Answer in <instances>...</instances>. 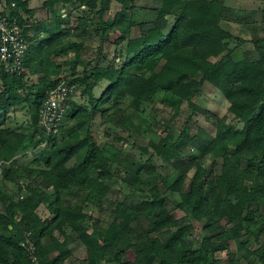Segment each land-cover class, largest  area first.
<instances>
[{"label":"trees","instance_id":"trees-1","mask_svg":"<svg viewBox=\"0 0 264 264\" xmlns=\"http://www.w3.org/2000/svg\"><path fill=\"white\" fill-rule=\"evenodd\" d=\"M254 1L262 6L45 0L49 25L33 19L29 0H6L4 14L29 45L21 74L0 72V264H32L21 246L26 231L39 264H66L76 242L80 264H264V0ZM224 23L246 25L250 37ZM62 81L74 93L47 136L40 108ZM207 82L228 101L225 115L197 104ZM184 103L191 113L180 131L163 136L148 120ZM200 112L212 132H192ZM97 116L105 136L132 140L141 156L100 140ZM152 132L151 150L140 146ZM29 151L35 157L21 163ZM96 207L108 214L94 215Z\"/></svg>","mask_w":264,"mask_h":264},{"label":"rangeland","instance_id":"rangeland-1","mask_svg":"<svg viewBox=\"0 0 264 264\" xmlns=\"http://www.w3.org/2000/svg\"><path fill=\"white\" fill-rule=\"evenodd\" d=\"M141 1L148 2L149 0H141ZM226 3L228 5L235 6L241 9H247V10L258 9L262 6L261 2L254 1V0H226ZM84 10H87V7L85 5L79 10L75 11V13L79 17L83 15L82 12ZM78 17L76 16L72 17V21L75 26L78 24V21H77ZM223 25L226 28L233 29V31L236 34H239L245 38L250 37V31L248 30V27L246 25H237V24L233 25L232 24L230 26L227 23H224ZM82 31H83V27L80 28L79 33H81ZM87 43L88 44L93 43L92 39L91 38L88 39ZM58 60H61V58ZM96 93L97 94L100 93V88H96ZM79 97H80L79 94H75L76 100L78 101L81 100ZM195 100L197 104H199L202 108L210 111L211 113L215 115H220V116L225 115L229 107V103L225 99L221 91L218 90L217 88H214L213 85L209 82L205 83L201 94L197 96ZM190 113H191V110L189 109V106L187 103L182 104L181 107L175 104L172 107H169L168 109H160L158 113H156L155 115L152 113L151 116L148 117V120L152 118H156L157 121L154 122L155 124L153 127L155 128L156 131L162 132L161 134L164 136L169 131L172 133H175L177 131L182 130L187 124L186 119ZM20 119H23V117L20 116ZM117 119H118L117 117L114 118L115 123L114 125L112 124L111 126H113L118 131H120L122 126L118 123ZM101 122H102L101 118L97 116V118L94 121V125H93V129L96 132L97 137L100 140H106L112 144L114 143L116 146L123 145V147L128 150L130 155H132L135 158H139L141 156L142 150L138 146L137 147L133 146L132 140H130L129 142H124L125 140H119L117 133L116 134L114 133L111 137L105 136V133H104L105 128L101 126ZM213 126L214 125H213L212 119H208L207 115L202 112L195 115L194 120L190 122V127H191L192 132H196L199 127L204 128L208 132H212ZM151 135L154 136L155 138L158 137L157 134L152 132V134L147 135L144 139H140V142H139L140 146H144L147 148L149 147V149L151 150V147L149 146L150 145L149 140L151 139ZM39 147H38V150H39ZM34 157H35V154L29 151L28 153L21 155L19 157V161L25 164V163L30 162ZM111 184L114 189L120 190L119 192L120 196L124 195L123 194L124 191H122V189L124 188H122L119 180H116L114 181V183H111ZM125 191L127 190L125 189ZM48 210H50V208L48 207L47 209L46 207L39 208V211L44 216H46V214L49 213ZM93 213L94 215L101 216V217H104L108 214L107 212L101 211L97 207L94 209ZM174 215L179 218V217L184 216V212L181 211L180 209H175ZM190 218H191V221L194 223L196 235L197 236L201 235L202 229H201L200 224L195 218L192 217V215L190 216ZM73 246H74L73 247L74 255L66 262V264H80L79 258L81 257V255H83L82 252H83L84 246L80 242H76ZM231 246L236 247V244L234 242H231Z\"/></svg>","mask_w":264,"mask_h":264},{"label":"built area","instance_id":"built-area-1","mask_svg":"<svg viewBox=\"0 0 264 264\" xmlns=\"http://www.w3.org/2000/svg\"><path fill=\"white\" fill-rule=\"evenodd\" d=\"M28 45L16 19L0 11V72L21 74L24 71V56ZM72 93L74 88L62 81L51 90L41 105L40 123L47 136L59 131L67 109V100ZM21 246L28 252L32 264H39L37 242L32 232H25Z\"/></svg>","mask_w":264,"mask_h":264},{"label":"crops","instance_id":"crops-1","mask_svg":"<svg viewBox=\"0 0 264 264\" xmlns=\"http://www.w3.org/2000/svg\"><path fill=\"white\" fill-rule=\"evenodd\" d=\"M44 1L45 0H29V7L32 8L34 11L33 19L45 20L48 22L49 25H53L55 22L54 18L52 17L53 15L51 14V12L49 10H47L46 8L43 7ZM7 10H8L7 2H6V0H2L0 2V11L7 12ZM63 11H64V9H63ZM28 16H30V15L28 14ZM42 36L43 37L47 36V34L40 35V37H42ZM48 206H49V202L46 201L43 205H41L40 208L46 207V209H47ZM38 212L40 215H43L40 211H38ZM49 214L50 213H48L46 215H49Z\"/></svg>","mask_w":264,"mask_h":264}]
</instances>
